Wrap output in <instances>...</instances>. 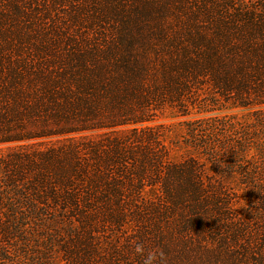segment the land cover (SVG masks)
Listing matches in <instances>:
<instances>
[{
  "label": "trees",
  "instance_id": "trees-1",
  "mask_svg": "<svg viewBox=\"0 0 264 264\" xmlns=\"http://www.w3.org/2000/svg\"><path fill=\"white\" fill-rule=\"evenodd\" d=\"M4 144L0 263L264 264V0H0Z\"/></svg>",
  "mask_w": 264,
  "mask_h": 264
},
{
  "label": "rangeland",
  "instance_id": "rangeland-1",
  "mask_svg": "<svg viewBox=\"0 0 264 264\" xmlns=\"http://www.w3.org/2000/svg\"><path fill=\"white\" fill-rule=\"evenodd\" d=\"M172 115H174V113H171L169 110L164 111L163 115L161 116V118L159 117L157 120H155L154 122H152L150 124V126L153 127H158V126H162L165 127V143L169 144L172 146V143H174L173 141H179L181 140L183 134H184V126H183V122H188V120H197V119H205V120H225L229 121V120H237V122H235V125L237 127H245L244 122L247 120H250V117H248V112L247 111H241V110H228V111H220L219 109H217L216 107H211L209 109H207V112L204 113L202 116L199 114V112L191 110L190 111V115L187 118H183V117H172ZM250 116V115H249ZM98 132L95 133H89V135H93V134H97ZM173 140V141H171ZM182 142V141H180ZM179 142V144H177V147H173L176 148V150L173 152L174 156L180 155L181 153H183V149L185 148V146L181 145ZM175 145V144H174ZM183 146V147H182ZM15 147V145L11 144H4V145H0V154L2 153H6L8 152L10 149H13ZM186 151V149H184V152ZM0 264H5V263H0Z\"/></svg>",
  "mask_w": 264,
  "mask_h": 264
},
{
  "label": "clouds",
  "instance_id": "clouds-1",
  "mask_svg": "<svg viewBox=\"0 0 264 264\" xmlns=\"http://www.w3.org/2000/svg\"><path fill=\"white\" fill-rule=\"evenodd\" d=\"M212 163H215V162L209 161V166ZM242 193L243 192L240 193V196ZM241 201L244 202L242 199ZM244 207H245V203H244V206L238 207L237 209L244 208ZM134 252L136 255H139L142 257V264H166V258H165L164 253L158 248H154V249L146 251L143 245L136 244L134 248Z\"/></svg>",
  "mask_w": 264,
  "mask_h": 264
}]
</instances>
